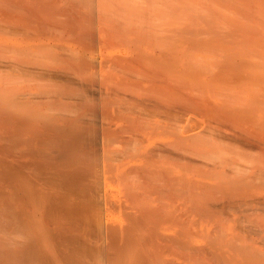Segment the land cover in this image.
Instances as JSON below:
<instances>
[{
	"label": "bare ground",
	"instance_id": "1",
	"mask_svg": "<svg viewBox=\"0 0 264 264\" xmlns=\"http://www.w3.org/2000/svg\"><path fill=\"white\" fill-rule=\"evenodd\" d=\"M197 1L105 16L109 1L0 0V264H264L233 231L249 220L264 241V88L228 83L206 42L189 53Z\"/></svg>",
	"mask_w": 264,
	"mask_h": 264
},
{
	"label": "rangeland",
	"instance_id": "2",
	"mask_svg": "<svg viewBox=\"0 0 264 264\" xmlns=\"http://www.w3.org/2000/svg\"><path fill=\"white\" fill-rule=\"evenodd\" d=\"M101 2L103 1L105 4L108 2V4H104L105 5V9H104V11L106 12L105 13V16H107L108 15V13L107 12H109L110 14H111V12L114 14L115 12H114V9L115 8H117V10H118V12H119V8L120 9H122V8H124L123 10H127L128 11V13H126V12H124V11H121L120 10V12H121V14L123 13L124 15H126L127 16V14H129V11L131 10V12H130V14L131 15H129V16H132V14H134L135 16L137 15V16H144L145 14H147L146 12H149V14L148 15H146V16H149L150 14H153V15H151V16H157V14L158 13H160L158 16H161V11H163V9H164V7H165V3H164V1L163 0H151V1H149L148 0V2L150 3V6H149V4H147L146 2H147V0L145 1V0H143L142 2H141V0H139L140 2H141V6H142V4L143 3H145V4H143V8H140V5H135L136 4V2H137V4L139 3L140 4V2L137 0H125L128 4H129V6L131 7L132 5V7L130 8H128L127 6H128V4L126 5V2L124 1V0H116L117 1V3H116V1L115 0H100ZM110 1H115L114 2V4H112ZM121 2V5L123 6V7H121V5H120V2ZM155 1V3H156V5L153 3V2ZM158 1H160V2H158ZM190 1H192V0H190ZM194 1V0H193ZM199 1V0H198ZM197 1V2H198ZM125 2V3H124ZM135 3V4H133V3ZM201 2H203L204 4H205V6H204V4L203 3H201ZM238 0L235 2V1H231V0H200V2H198V3H194V2H191L190 3V5L192 4V7L189 5V3H188V5H189V7L191 8H189L188 10L189 11H191V13H193V14H188V13H190L188 10V15L187 16H189V19H193L191 22L192 23H194V24H192V23H189L188 24V33H187V35H189V33H190V35L192 36V37H189L188 38V44H189V53H191L192 51H194V50H192L193 48L195 49V48H199L200 49V47L201 48H203V50L204 49H206V48H204V46H206L204 43L206 42V44H207V49H209V52H210V54L211 55H213L214 57H212V58H214L215 60H217V61H221L222 63L223 62H225V63H223V64H221V65H223L225 68L227 67V68H231L233 71H232V75L231 76H229V77H226V81H228V83H230V84H233V82L234 81H238V82H240V80L241 81H245V80H252L251 82L254 84L255 82H259V84L260 83H262L263 84V81H264V71H263V69H259L258 68V66H259V64H256V62H254L256 59H257V57H258V61L260 60V58L259 57H261L260 55L258 56V55H254V54H256V53H253L254 51H251L250 49H252V47H250L249 48V46L248 45H246V43H247V39H245V37L244 36H247L246 35V33H247V31H248V28H247V25H246V22H248V21H246L245 20V18L246 17H248V19H249V17L251 16L250 15V13H255V12H258L259 10H258V7H257V3L255 2L254 3V1H252V0H250V3L251 4H247V2L248 1H246V4H244V5H239L238 3ZM239 2H240V0H239ZM241 2H244L245 3V1H241ZM240 2V3H241ZM253 2V3H252ZM116 3V4H115ZM125 5H124V4ZM151 3H152V5H154V7H152L151 6ZM200 3V4H199ZM112 4V5H111ZM131 4V5H130ZM148 5V7H147V5ZM194 4V5H193ZM236 4V5H235ZM254 4V5H253ZM117 5V6H116ZM120 5V6H119ZM144 5H146V6H144ZM198 5H199V7H200V5H201V7L199 8L198 7ZM241 6V7H239V6ZM249 5V6H248ZM251 5H253L252 6V8L250 7ZM256 5V6H255ZM157 6V8L160 6V8L162 7L163 9H160V8H155ZM164 6V7H163ZM102 7V6H101ZM107 7V8H106ZM108 7H109V9H108ZM114 7V8H113ZM126 7V8H125ZM134 7H138V8H140V9H138L137 11L135 10L136 8H134ZM148 9V8H150V9H146V8ZM245 7V8H244ZM254 7V8H253ZM257 7V9H255ZM103 8V7H102ZM128 8V9H127ZM145 8V9H144ZM153 8H155V9H152ZM195 8H197V11H196V9ZM248 8V9H247ZM200 9V10H199ZM204 9V10H203ZM239 9H241L240 11H238ZM243 9H244V11H243ZM249 9H253V10H255V11H253V10H249ZM110 10V11H109ZM116 10V9H115ZM116 10V11H117ZM145 11V13H144V11ZM149 10H151V11H149ZM156 10H159V12L158 11H156ZM161 10V11H160ZM196 11V13H194L195 11ZM133 11H134V13H133ZM194 11V12H193ZM202 11V12H201ZM118 12H116V13H118ZM119 12V13H120ZM152 12V13H151ZM243 12H245V13H243ZM247 12V13H246ZM249 12V13H248ZM155 13V14H154ZM201 13V14H200ZM205 13V14H204ZM107 14V15H106ZM109 14V15H110ZM113 14H111L112 16H114ZM139 14V15H138ZM142 14H144V15H142ZM195 14V15H194ZM199 14V15H198ZM205 16H203V15ZM249 14V15H248ZM118 15H120V14H118ZM133 15V16H134ZM248 15V16H247ZM122 16V15H121ZM198 16H199V18H198ZM202 16V17H201ZM243 16H246V17H243ZM196 17V18H195ZM229 17V18H228ZM231 17H233V19H236L237 21H239V26H238V22L235 20V22H234V20L232 21V18ZM237 17V18H236ZM243 17V18H242ZM254 17L255 18H253V16H251L250 18H253V19H256V17L257 16H255L254 15ZM258 18V17H257ZM188 19V20H189ZM198 19V20H197ZM201 19V20H200ZM228 19H230L231 20V22H230V20H228ZM240 19V20H239ZM242 19V20H241ZM243 19H244V22H243ZM241 21V22H240ZM251 21V20H250ZM189 22H190V20H189ZM234 22V23H233ZM254 22H255V20H254ZM253 22V23H254ZM205 23V24H204ZM244 23V24H243ZM249 23V22H248ZM247 23V24H248ZM252 22H251V24H253ZM241 24V25H240ZM191 25H193V26H191ZM197 25V26H196ZM218 25V26H217ZM244 25V26H243ZM249 25L250 24H248V27H249ZM199 26V27H198ZM251 27H252V25H250ZM238 27V28H237ZM251 27H249L250 29H253V27L251 28ZM256 27H258L259 29L262 27V29L261 30H258V32L259 33H264V26H256ZM256 27H255V25H254V28L256 29ZM244 28H247V30L246 29H244ZM201 29V30H200ZM245 30H246V32H245ZM256 31V30H255ZM205 32V33H204ZM194 34V35H193ZM204 34V35H203ZM199 35V39H198V36ZM240 35H241V37H240ZM215 36V37H214ZM220 36V38H218V37ZM244 37V38H243ZM195 38V39H194ZM196 39H198V40H196ZM210 39H212L213 41L211 42V41H208V40H210ZM239 39V40H238ZM246 40V43H245V40ZM203 40V41H202ZM241 40V41H240ZM197 42V44H196V42ZM200 42V43H199ZM202 42H204L203 44H204V46L203 45H201L202 44ZM209 42V43H208ZM243 42V43H242ZM192 43H194L195 45H193ZM210 44V45H209ZM224 44L226 45V47L224 46ZM242 44V45H241ZM200 45V46H199ZM212 45V46H211ZM247 46V48H245L246 46ZM196 46V47H195ZM210 46H211V48L214 46V47H216V46H218V47H216V48H222L220 51L218 50H216V48H214V54H212L211 52H213L212 51V49L210 48ZM223 47H225V48H223ZM254 47V46H253ZM197 48V49H198ZM246 50H245V49ZM223 49L224 50H226V51H223ZM190 50H192V51H190ZM196 50V49H195ZM202 50V49H201ZM200 50V51H201ZM227 50L228 51H230L231 50V52H230V54H229V52H227ZM199 51V52H200ZM205 51V50H204ZM203 51V52H204ZM208 51V50H207ZM243 51H249L248 53L250 54V55H245L244 53H246V52H244L243 53ZM199 52H197V50L195 51V53H196V55H200L201 54V52L199 53ZM202 52V54H208L207 52H205V53H203ZM217 52V53H216ZM192 53H194V52H192ZM253 53V54H252ZM216 54V55H215ZM239 54V55H238ZM242 54V55H241ZM244 55V56H243ZM251 55H253L254 56V58H256V59H252L251 58ZM190 56H192L191 54H190ZM218 56V57H217ZM252 56V57H253ZM257 56V57H256ZM229 59H228V58ZM245 57L247 58V57H249L250 59H248L247 58V60H245ZM228 59L227 61H226V59ZM201 60H203V59H201ZM252 60V61H251ZM200 61V60H199ZM263 61V60H262ZM192 63L190 64V66L193 68V69H195V70H198V71H200L201 73L203 72L201 69L203 68V66H204V64L206 65V63H204L203 62V64L201 63V61H200V63L199 64H195V62L194 61H191ZM220 62V63H221ZM258 63V62H257ZM202 66H201V65ZM225 64V65H224ZM193 65H194V67H193ZM196 65V66H195ZM200 65V66H199ZM201 67V69H199ZM205 67V66H204ZM222 67V66H221ZM260 67V66H259ZM207 67H205V69H206ZM205 69L203 68V70L205 71ZM259 70H261L260 72H259ZM208 71H209V69H207V73H205V74H201L204 78H206L207 77V75H208ZM261 73H263V74H261V75H263L262 77H263V79H262V77L260 76V74ZM257 75V76H256ZM258 77H259V80H257L258 79ZM254 78H256V79H254ZM262 79V82L260 81ZM223 80H225L224 78H223ZM241 83V82H240ZM240 83H238V84H240ZM259 84H257V85H259ZM261 84V87L260 88H262L261 90H263V86L264 85H262ZM235 85H237V84H235ZM260 86V85H259ZM236 87H238V88H241V87H245V84L244 83H241L239 86H236ZM260 88H258V91H257V93H259V90H260ZM260 92H262V91H260ZM263 94H264V90H263V92H262ZM263 94H261L262 96H263ZM259 95V97H261L260 96V93L258 94ZM264 97V96H263ZM261 100H264L263 98H261ZM253 153H255L254 151H253ZM252 157V156H251ZM213 158V157H212ZM212 158H211V161H212ZM253 158V157H252ZM258 212L257 211H254L253 213H252V215H251V218L253 219V218H256V217H258V214H257ZM223 216H224V214H223ZM224 217H226V216H224ZM244 220V221H243ZM226 222V221H225ZM228 222H226L225 224H224V227L222 226V225H220V226H222V227H219V225L217 226V225H214L215 226V230H216V228L218 227V230H216L214 233L215 234H212V233H210V235L215 239V241H214V239L212 240L213 242L211 243V238H210V241H209V238H208V240L206 239V238H202V239H205V241H207V242H204V245H205V243H207L205 246L207 247V248H212L211 246H213V245H209V247H208V244L209 243H211V244H213L214 242H215V245H216V248H212V249H222L223 250V252L224 251H228V250H230V248H231V245H230V238L228 237V236H230V235H227L226 236V227H225V225L227 224ZM238 224H239V226H240V228L238 229H234V226H233V231H235L237 234H238V237L235 239V246H237V248H241V247H243L244 246V248H245V250L247 249L250 253H251V249H253V248H256V247H258V244H259V246L261 247L262 246V248L264 247V241L260 238V235L259 234H256L255 233V235H258V236H255L254 235V233L250 230V228H248L247 229V226L249 225V224H251V222L249 221V220H245V219H241V221H239L238 222ZM213 226V227H214ZM212 227V229L214 230V228ZM244 227V228H243ZM212 229L210 230V232H212ZM222 229H223V231H222ZM247 229V230H246ZM217 231H219L220 232V234L217 232ZM216 232L221 236V240H219L220 239V236L218 235V234H216ZM223 232V233H222ZM222 233V234H221ZM245 233L247 234V236L245 235ZM228 234V233H227ZM214 235H217V236H214ZM217 237V238H216ZM223 237H228L227 239L226 238H224L223 239ZM258 238H259V240H258ZM216 239H218L217 240V242L218 243H216ZM227 241H226V240ZM260 240H261V242H260ZM223 241H224V243H223ZM241 241V242H240ZM254 241V242H253ZM256 241H258V242H256ZM229 242V243H228ZM243 245H242V244ZM244 243H245V245H244ZM248 243V244H247ZM250 243H252V245H250ZM219 245V248H218V245ZM226 244V245H225ZM214 245V246H215ZM256 245V246H255ZM213 246V247H214ZM226 248V250H224ZM227 248H229L228 250H227ZM259 248V247H258ZM264 249V248H263ZM257 255H259L258 253L256 254V253H251V255H250V259H249V261H253V259H254V257L255 256H257ZM250 264H252L251 262H250Z\"/></svg>",
	"mask_w": 264,
	"mask_h": 264
}]
</instances>
